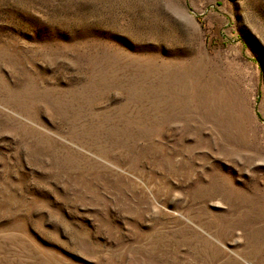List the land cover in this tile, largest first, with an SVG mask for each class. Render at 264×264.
Returning <instances> with one entry per match:
<instances>
[{
  "label": "rangeland",
  "instance_id": "obj_1",
  "mask_svg": "<svg viewBox=\"0 0 264 264\" xmlns=\"http://www.w3.org/2000/svg\"><path fill=\"white\" fill-rule=\"evenodd\" d=\"M0 264H264V0H0Z\"/></svg>",
  "mask_w": 264,
  "mask_h": 264
}]
</instances>
